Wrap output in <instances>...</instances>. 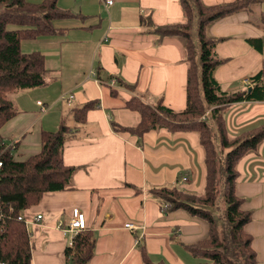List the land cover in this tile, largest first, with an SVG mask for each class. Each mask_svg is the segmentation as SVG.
<instances>
[{
    "label": "crops",
    "instance_id": "0c3cea01",
    "mask_svg": "<svg viewBox=\"0 0 264 264\" xmlns=\"http://www.w3.org/2000/svg\"><path fill=\"white\" fill-rule=\"evenodd\" d=\"M55 1L68 13L52 22L62 31L20 41L23 52L27 43L43 54L45 83L18 89L20 95L9 98L14 114L0 127L2 142H16L9 151L17 161L40 150L41 130H56L60 123L73 129L61 151L63 163L76 167L69 186L43 194L25 210L32 221L26 227L29 264L70 262L64 253L70 235L57 221H67L74 210L85 215L86 230L94 237L87 264H146L140 249L153 263L211 264L185 247L208 236L207 222L181 208L163 212L151 192L176 187L183 175L187 182L179 189L202 191L205 152L198 134L161 127L138 137L118 128L139 121V113L125 105L132 96L144 102L162 99L177 111L185 106V40L153 32L156 25L185 21L180 1L113 0L108 6L103 0ZM231 1L201 0L205 5ZM205 32L220 39L215 53L222 62L213 77L221 88L251 87L249 76L261 65L264 72V0L212 21ZM89 101L95 106L83 122L75 121L72 108ZM223 118L231 138L264 123V80L262 100L231 103ZM237 170L235 191L241 208L251 212L243 228L257 264H264V140L239 160ZM126 223L143 229L132 231Z\"/></svg>",
    "mask_w": 264,
    "mask_h": 264
},
{
    "label": "trees",
    "instance_id": "16d2710c",
    "mask_svg": "<svg viewBox=\"0 0 264 264\" xmlns=\"http://www.w3.org/2000/svg\"><path fill=\"white\" fill-rule=\"evenodd\" d=\"M185 24L156 25L153 32L159 37L178 35L184 38L187 50L188 70L185 86V106L181 110L167 107L162 99L152 105L132 96L125 105L139 113V121L134 127H118L141 137L145 132L161 127L170 131H195L204 148L205 184L201 192L184 191L175 186L153 188L151 192L161 200L169 202L168 212L181 208L189 214L207 222L208 236L185 247L194 255L209 260L211 264H257L255 252L251 247V237L244 231V225L250 221L251 212L241 208L242 198L235 191L239 176L237 164L249 151L255 150L264 140V123L239 132L229 137L222 116L224 108L239 101H256L263 98L264 72L262 65L249 76L251 87L241 90L226 91L213 77V70L222 62L215 53L217 38L206 35L205 28L212 21L230 15L247 7L255 0H233L231 2L205 5L201 0H179ZM0 127L14 114L8 95L13 90L41 86L45 83L47 69L44 56L38 50L23 52L20 41L38 35L52 34L57 29L53 20L67 15L56 5L55 0H41L31 3L27 0H0ZM11 11H16L12 13ZM10 12V13H9ZM19 14L29 18H11L6 16ZM35 14L38 18H34ZM191 32L190 38L187 36ZM198 86H196L195 85ZM95 106L91 101L72 108V117L77 122L84 121V114ZM209 111L210 120L215 123L211 131L206 120L201 117ZM223 122V128H222ZM71 129L60 123L56 130L40 131V150L22 161L13 159L9 149L0 154V260L6 264H29L30 243L27 229L17 216L23 209L37 204L43 194L65 189L69 186L75 166L62 161L61 151ZM219 138L225 154L215 164L214 138ZM0 139V151H1ZM211 155V157H209ZM223 169V174L221 172ZM216 174L227 186L224 196V216L226 235L234 239L241 261H230L233 254L226 248V253L217 251L220 242L213 230L214 222L207 211L208 206L215 207ZM179 192L187 194L181 199ZM240 236V237H239ZM208 242V246H203ZM225 245V244H224ZM94 246L93 233L84 230L72 238V245L66 246L64 253L68 264H87ZM207 251H206V250ZM146 264H164L151 262L144 249H140ZM223 253V252H222ZM227 261L223 260L222 257Z\"/></svg>",
    "mask_w": 264,
    "mask_h": 264
},
{
    "label": "rangeland",
    "instance_id": "374dc122",
    "mask_svg": "<svg viewBox=\"0 0 264 264\" xmlns=\"http://www.w3.org/2000/svg\"><path fill=\"white\" fill-rule=\"evenodd\" d=\"M1 9L2 8L0 7V10ZM11 12L12 13H14V12L16 13V11H11ZM30 15H32V14H29V15H26V16H22V15H19V14H14V15L10 14V16H6V18H8V19H11V18H19V17L20 18L21 17H23V18H29V17H31L32 18V16H30ZM36 15L37 14H35L34 18H38V16H36ZM185 23H186V19H185L184 22H181V23H178V24H185ZM187 34H188L187 36L190 38L191 32L189 31ZM23 50H24V52H29L31 50H36V49H35V47H31L30 45H29V47H27V43H25L24 46H23ZM42 52H45V51H42ZM195 85H196V83H195ZM20 93H21L20 90H16V91L14 90V92L13 93H10L8 95V97L13 100V99H16L17 96L20 95ZM136 98H138V97H136ZM145 103L152 105L154 102H148V101H146ZM222 116H223V114H222ZM201 119L202 120H206L208 122L209 126L211 127V131L214 132V129H215L214 127H216V126H215V123L210 120V115H209V111L208 110L203 114V116L201 117ZM223 127L224 126H223V122H222V128ZM214 144H215V151H216V154L214 152L215 164L218 167H220L219 166V164H220L219 158H221L225 154V149L220 145L219 138L218 137L217 138H214ZM209 157H211V155H209ZM223 157H222V159H223ZM221 172L223 174V169H221ZM183 176L186 177V175H183ZM186 182H187V177H186V181H183V182L177 181V184L178 185H176V187L177 188L178 187L181 188L182 186L180 184H183V183H186ZM215 182H216L215 183L216 184V194H215L216 206L215 207L208 206V208H207L208 210L207 211L211 214V216L213 218L214 228H215V230H213V233H214L216 239L220 242V247H218L217 251H219L222 254V256H223V254L226 253V248L225 247H227V249L230 250V252L233 254V257H230V261H241L242 258H240L239 256H237V254H236L238 250L232 246V242H233L234 239L232 238L233 236H232L231 232H230V236L228 238V236L226 235V233L228 231L227 232L225 231V223L226 222H225V216H224V213L225 212H224V196L223 195L227 191V186H226L225 183H223V181L221 180V175H219V174H216ZM183 190L184 191H187L185 189H183ZM178 195H179V197H181V199L187 198V194L186 193L179 192ZM158 198L161 201L160 202V205H161V210L162 211L165 210V209H168L170 207L169 202H165V201L161 200L160 197H158ZM135 225H137V224H135ZM138 225H141V224H138ZM140 228L143 229V225ZM138 242H139V240H138ZM208 245H209L208 242H204L203 243V246H208ZM223 257H222V259L225 260V261H227Z\"/></svg>",
    "mask_w": 264,
    "mask_h": 264
},
{
    "label": "built area",
    "instance_id": "2783aa9c",
    "mask_svg": "<svg viewBox=\"0 0 264 264\" xmlns=\"http://www.w3.org/2000/svg\"><path fill=\"white\" fill-rule=\"evenodd\" d=\"M103 5L104 6H108L110 5L113 0H103ZM70 98V97H69ZM68 98V99H69ZM38 104L42 105V103L40 101L37 102ZM16 142L13 140L10 143H4L1 141V151L0 154L3 151H6L7 149H11L13 147H15ZM2 165V160L0 159V167ZM186 181V177L182 176L181 179L179 180V182H183ZM26 209H23L20 214L17 216V219L21 222L24 223L25 227L28 226V224H31V220L27 217L28 213L25 211ZM42 218V214L41 213H37L34 217V220L39 221ZM57 227L64 233H68L70 236L67 239V246H71L72 245V238L79 232L86 230V218L85 215L78 211V210H74L71 217L65 221L63 219H59L57 221ZM125 227H127L128 229L135 231L137 228L142 227V225H135L134 223H126ZM141 235L136 237V242H138V240L140 239ZM0 264H6L4 261L0 260Z\"/></svg>",
    "mask_w": 264,
    "mask_h": 264
}]
</instances>
